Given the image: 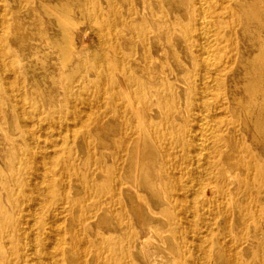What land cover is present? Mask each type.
<instances>
[{"label": "bare ground", "instance_id": "bare-ground-1", "mask_svg": "<svg viewBox=\"0 0 264 264\" xmlns=\"http://www.w3.org/2000/svg\"><path fill=\"white\" fill-rule=\"evenodd\" d=\"M118 2L0 0V264H264V0Z\"/></svg>", "mask_w": 264, "mask_h": 264}, {"label": "rangeland", "instance_id": "rangeland-1", "mask_svg": "<svg viewBox=\"0 0 264 264\" xmlns=\"http://www.w3.org/2000/svg\"><path fill=\"white\" fill-rule=\"evenodd\" d=\"M98 1H100V0H98ZM114 2L117 4V5H119V2H118V0H114ZM104 12V11H103ZM108 13H109V10H108ZM101 23V22H100ZM99 25L100 24H98V22H97V24L96 25H94V29L97 31V29L99 28ZM90 26H89V23L88 22H85V25L81 28V30H82V34L80 35V38H79V42H78V44H79V47L82 49V47L83 46H88V49H87V51L88 52H90V53H96V54H98V50H97V48H96V42H97V37H96V35L91 31V29L89 28ZM99 36H102V33H100V35ZM115 80L116 81H118V77H115ZM62 101H60V103H61ZM12 105L10 104V103H7L6 102V104L1 108V110L4 112V114L6 115V117L7 118H9V117H11V115H13V116H15V110H14V108H12L11 107ZM59 108V107H58ZM7 122H9L10 120L9 119H7L6 120ZM15 123V121H13V122H11V126H9L10 128L12 127V125ZM10 128H9V130H10ZM8 130V131H9ZM16 134V133H15ZM53 135V136H52ZM55 135V136H54ZM62 135H64V136H62ZM101 135V138H106L105 137V135H103V133L102 134H100ZM9 136H14V134L13 133H11V132H9ZM69 136H70V133H66L65 131H60V133L59 132H47V140L49 141V142H54L55 144H57L58 145V147H56V151L58 150V149H60L61 148V143L63 142V141H67V139L69 138ZM62 137V138H61ZM92 137H93V139H94V145H93V147H95L96 148V153H97V155L100 157L101 156V149L97 146V143H96V140H97V138H96V136L94 135V134H92ZM49 138V139H48ZM47 141V142H48ZM86 146H85V142L81 139V137H78L77 138V140H76V151H77V153L78 154H76V155H78V157H80V159H81V157H83L82 158V161L80 162V165H82L83 164V160L86 158ZM97 179L98 180H102L103 179V177L102 176H99V177H97ZM84 194V192H83V190H82V187L81 186H78V189H77V194L75 195L76 197H81L82 195ZM263 199H264V196H263ZM112 221L113 222V219L112 218H110V219H108V221ZM249 229L250 230H252L253 229V225L252 224H249ZM34 236H37V234H36V230L34 229L33 230V237ZM139 236H141V234H139ZM140 238V237H139ZM139 238H138V240H139ZM138 240H136L135 241V243H134V245H137L138 244ZM80 253L78 252L75 256H74V264H77L80 260H81V254L79 255ZM90 254V253H89ZM90 256V255H89ZM88 255L87 256H85L84 258H83V260L85 261V263H87L88 262V260H89V257ZM134 258H135V261L138 263V264H140V261H139V259H138V256L135 254L134 255Z\"/></svg>", "mask_w": 264, "mask_h": 264}]
</instances>
